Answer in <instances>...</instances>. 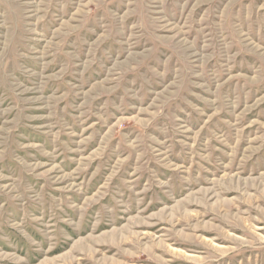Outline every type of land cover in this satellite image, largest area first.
Listing matches in <instances>:
<instances>
[{"label": "rangeland", "instance_id": "1", "mask_svg": "<svg viewBox=\"0 0 264 264\" xmlns=\"http://www.w3.org/2000/svg\"><path fill=\"white\" fill-rule=\"evenodd\" d=\"M0 264H264V0H0Z\"/></svg>", "mask_w": 264, "mask_h": 264}]
</instances>
